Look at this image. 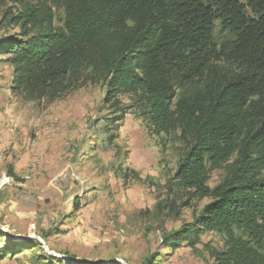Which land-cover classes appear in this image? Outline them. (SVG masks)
Here are the masks:
<instances>
[{
    "label": "rangeland",
    "instance_id": "374dc122",
    "mask_svg": "<svg viewBox=\"0 0 264 264\" xmlns=\"http://www.w3.org/2000/svg\"><path fill=\"white\" fill-rule=\"evenodd\" d=\"M20 10L0 3V42L22 33L9 21ZM52 11L62 27L64 11ZM216 37L233 35L218 26ZM11 55L0 52V264H219L226 233L206 230L177 248L167 241L212 200L176 178L190 138L178 126L157 132L141 92L109 97L110 74L96 61L54 85L15 89ZM230 162L209 169V188ZM235 234L251 250L247 264H264V240Z\"/></svg>",
    "mask_w": 264,
    "mask_h": 264
},
{
    "label": "trees",
    "instance_id": "16d2710c",
    "mask_svg": "<svg viewBox=\"0 0 264 264\" xmlns=\"http://www.w3.org/2000/svg\"><path fill=\"white\" fill-rule=\"evenodd\" d=\"M13 1L25 7L8 16L22 33L0 42L12 54V87L54 85L96 61L110 74L109 97L141 92L157 132L178 126L190 138L179 184L212 199L169 245L216 230L232 239L219 264H247L251 250L235 230L264 240V0ZM52 7L64 11L62 27ZM218 26L233 37L218 41ZM230 160L225 179L209 188V169Z\"/></svg>",
    "mask_w": 264,
    "mask_h": 264
},
{
    "label": "built area",
    "instance_id": "2783aa9c",
    "mask_svg": "<svg viewBox=\"0 0 264 264\" xmlns=\"http://www.w3.org/2000/svg\"><path fill=\"white\" fill-rule=\"evenodd\" d=\"M5 178H6V176H5Z\"/></svg>",
    "mask_w": 264,
    "mask_h": 264
}]
</instances>
